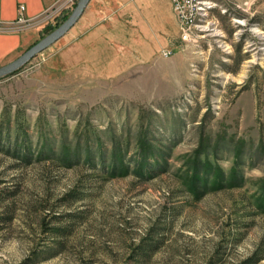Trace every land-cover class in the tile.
Returning <instances> with one entry per match:
<instances>
[{"label":"rangeland","instance_id":"rangeland-1","mask_svg":"<svg viewBox=\"0 0 264 264\" xmlns=\"http://www.w3.org/2000/svg\"><path fill=\"white\" fill-rule=\"evenodd\" d=\"M210 1L185 42L167 0H90L0 77V264H264V0ZM141 137L166 158L148 178L131 172ZM200 144L240 186L187 190ZM88 148L120 149L129 174L88 166Z\"/></svg>","mask_w":264,"mask_h":264},{"label":"trees","instance_id":"trees-1","mask_svg":"<svg viewBox=\"0 0 264 264\" xmlns=\"http://www.w3.org/2000/svg\"><path fill=\"white\" fill-rule=\"evenodd\" d=\"M204 150L207 149L204 148L202 144H200L193 155L188 158L190 161V166L187 167L186 172H189V174L185 175L182 180L189 192L197 197L201 194L197 192L200 188L202 190H214L222 189L224 186L238 187L241 185L242 181L237 178V169L235 163L228 173L230 179L229 182L224 183L225 178L222 174V171L219 167H216L207 159V154L203 159L200 158V154L206 152ZM41 155L42 154L39 153V156ZM86 155L87 157L85 164L94 169H101L103 173L110 176H125L130 172V163H127L124 160V156L121 154V150L118 148H114L109 161L103 151H99V159L95 163L90 162L92 152L89 148ZM27 156L28 153L25 151L24 157ZM136 156L137 160H135L134 167L131 172L139 178L151 177L152 172H160L163 170V163H166L164 154L160 153V151L157 149L155 150L147 140V137H141V139H139ZM236 158H240L239 153L236 154ZM64 160H66L65 162L67 163L70 159L65 157ZM255 205L261 212L264 213V177L260 181V193L257 195Z\"/></svg>","mask_w":264,"mask_h":264},{"label":"crops","instance_id":"crops-1","mask_svg":"<svg viewBox=\"0 0 264 264\" xmlns=\"http://www.w3.org/2000/svg\"><path fill=\"white\" fill-rule=\"evenodd\" d=\"M61 1L0 0V67L16 59L38 41L45 25L40 17L52 11ZM167 3L171 6L169 0ZM20 6L24 7L22 13L19 10ZM20 15L31 21L29 26L17 23Z\"/></svg>","mask_w":264,"mask_h":264},{"label":"built area","instance_id":"built-area-1","mask_svg":"<svg viewBox=\"0 0 264 264\" xmlns=\"http://www.w3.org/2000/svg\"><path fill=\"white\" fill-rule=\"evenodd\" d=\"M75 0H62L56 7L40 17L41 21L47 23L55 18L60 12L69 8L74 4ZM171 9L177 20L180 30V37L182 41L191 42L196 41L202 37V32L206 29L209 12L213 9L214 4L210 0H169ZM20 12L24 11V7H19ZM39 20V21H40ZM31 21L25 20L21 15L17 19L20 25L29 26ZM171 51H164V57H168Z\"/></svg>","mask_w":264,"mask_h":264},{"label":"water","instance_id":"water-1","mask_svg":"<svg viewBox=\"0 0 264 264\" xmlns=\"http://www.w3.org/2000/svg\"><path fill=\"white\" fill-rule=\"evenodd\" d=\"M90 0H78L69 17L54 31L36 42L13 61L0 67V77H4L26 64L34 55L40 53L61 38L80 18Z\"/></svg>","mask_w":264,"mask_h":264}]
</instances>
